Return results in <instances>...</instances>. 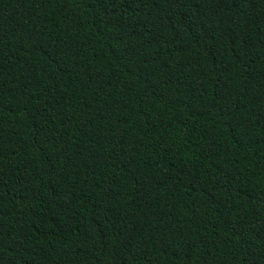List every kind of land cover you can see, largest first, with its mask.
Listing matches in <instances>:
<instances>
[{"label":"trees","instance_id":"1","mask_svg":"<svg viewBox=\"0 0 264 264\" xmlns=\"http://www.w3.org/2000/svg\"><path fill=\"white\" fill-rule=\"evenodd\" d=\"M0 264H264V0H0Z\"/></svg>","mask_w":264,"mask_h":264}]
</instances>
